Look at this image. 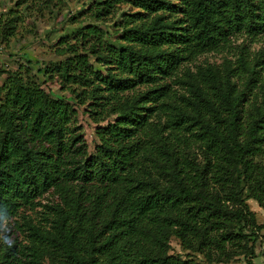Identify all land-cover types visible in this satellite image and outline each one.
<instances>
[{
	"label": "trees",
	"instance_id": "1",
	"mask_svg": "<svg viewBox=\"0 0 264 264\" xmlns=\"http://www.w3.org/2000/svg\"><path fill=\"white\" fill-rule=\"evenodd\" d=\"M16 6L0 13V46L22 24ZM82 17L116 19V37L88 23L57 40L66 56L43 73L66 97L29 67L0 86V227L17 232L0 228V264H199L169 254L171 237L202 264H255L264 223L247 200L264 209V52L249 44L264 0H94ZM223 51L232 59L189 65ZM76 105L96 124L114 116L91 153Z\"/></svg>",
	"mask_w": 264,
	"mask_h": 264
},
{
	"label": "rangeland",
	"instance_id": "2",
	"mask_svg": "<svg viewBox=\"0 0 264 264\" xmlns=\"http://www.w3.org/2000/svg\"><path fill=\"white\" fill-rule=\"evenodd\" d=\"M19 1V3H18ZM94 0H59L56 5H48L45 9L38 8L36 0H0V13L6 12L8 9L14 8L17 3V11L20 13L23 21L22 24L17 28L16 34L11 37L7 45L0 46V86L3 79L6 77L8 71L17 69L18 67H29V78L37 82L45 91L50 92L53 95L67 96V92H62L59 89V85L56 79H48L47 75L43 73L44 66L48 65L53 61L64 58L66 55H58L54 53L57 40L60 37L67 36L68 40H71L72 35L80 25L85 24H96L104 31H106L113 39L116 37L112 32V23L116 20L111 19L108 21H93L90 19H84L82 17V11L92 3ZM127 10L126 5H122L115 16H119L121 11ZM74 17V18H72ZM116 18V17H115ZM233 40V39H232ZM243 40L242 35L237 36L235 41L233 40L232 45L238 44ZM249 47L252 51L262 50L264 52V33L261 36L255 38L253 42H250ZM222 55H226L227 58L232 59L231 54L223 52H206L199 55L189 65L194 68L197 63L203 62H215L221 61ZM90 61L91 58H90ZM102 71V68L96 66ZM2 93L0 92V99ZM77 111V122L81 126V134L86 142L87 152L91 153L93 146L97 143L96 137L94 136L95 127L98 125H104L107 121H111L114 116H109L104 121L99 123H93L85 113V106H75ZM44 200L41 199V202ZM249 208L254 212L256 222L259 224L264 223V209L259 207L254 200H247ZM38 207L33 210L24 211L30 217L36 215L35 211H38ZM11 225V223H10ZM8 225L7 222L2 223L1 227L4 233H10L9 238L17 236V232L13 230L12 226ZM170 249L169 254L180 255L182 258L186 254L190 255V258L199 264L203 263V257L198 253H190L187 250H183L177 239L170 238ZM259 242H264V229L260 231ZM259 245L256 248L257 256L254 259L255 264H264V256L260 252ZM43 264H47L44 261ZM227 264H244L241 256H236Z\"/></svg>",
	"mask_w": 264,
	"mask_h": 264
},
{
	"label": "built area",
	"instance_id": "3",
	"mask_svg": "<svg viewBox=\"0 0 264 264\" xmlns=\"http://www.w3.org/2000/svg\"><path fill=\"white\" fill-rule=\"evenodd\" d=\"M260 252L264 256V242L260 246Z\"/></svg>",
	"mask_w": 264,
	"mask_h": 264
}]
</instances>
